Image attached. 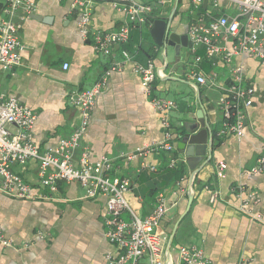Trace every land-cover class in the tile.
<instances>
[{
	"label": "crops",
	"instance_id": "1",
	"mask_svg": "<svg viewBox=\"0 0 264 264\" xmlns=\"http://www.w3.org/2000/svg\"><path fill=\"white\" fill-rule=\"evenodd\" d=\"M29 1L30 12L18 8L15 14V19L22 18L20 62L15 67L0 65V94L16 98L35 113L32 137L37 147L54 148L70 135L81 117L69 104L68 95L91 88L110 63L121 62V51L126 50L132 62L108 75L89 111L82 143L88 147L90 160L112 158L116 172L131 181L126 199L139 217L150 213L156 194L162 193L170 201L159 226L167 236L165 264H179L180 245L201 248L210 264H264V174H246L264 146V64L246 55L233 58V64L254 87L244 135L214 137L210 161L204 164L205 156L195 170L186 161L169 167L170 159H185L174 139L172 151L149 148L143 156L135 153L164 140L152 97L176 103L170 113L173 133L180 123L197 122L199 108L207 113L206 101L216 100V90L204 89L188 78L193 57L190 49L176 53L173 47L157 46L149 23L132 29L129 40L115 49L114 55L104 56L94 50L90 35L81 34L74 0ZM140 1L151 5L152 17L170 18L171 29L180 35L187 34L193 20L208 18V7L191 12L190 0ZM5 4L6 0H0V13ZM219 10L232 15L235 6L220 0ZM124 19L109 2L98 1L91 8L90 27L113 30ZM224 45L230 47V39ZM204 50L200 46L196 53L203 55ZM148 60L158 75L151 93L145 95L132 64L145 65ZM64 63H68L67 69H63ZM199 66L207 76L212 70L227 73L221 62L213 67L204 61ZM219 126L218 115L212 127ZM128 154L135 156L126 160ZM219 161L227 165L221 178L215 174ZM15 169L38 188L36 162H29L24 170ZM58 187L52 200H27L0 192V229L10 241L9 246L0 244V264H109L107 255H117V247L104 235L106 197L84 198V188L77 182L60 180ZM123 214L129 219L127 212ZM139 264H148L147 258Z\"/></svg>",
	"mask_w": 264,
	"mask_h": 264
},
{
	"label": "built area",
	"instance_id": "2",
	"mask_svg": "<svg viewBox=\"0 0 264 264\" xmlns=\"http://www.w3.org/2000/svg\"><path fill=\"white\" fill-rule=\"evenodd\" d=\"M98 1L109 2L124 15V21L117 28L107 31L91 29V8ZM229 1L235 6L232 15L219 10L220 0H190L191 12L206 5L208 18L205 21L202 18L193 20L188 26L187 35L191 43L189 49L193 57L186 74L198 86L218 92L216 100L206 101L211 127L216 125L218 115L220 116L219 128H211L214 137L222 138L225 134L232 133L240 138L244 135L254 87L245 80L241 69L233 64V58L246 55L264 64V0ZM72 5L80 12L78 27L81 34L90 35L94 50L104 56L114 55L113 51L129 40L132 29H141L151 24L152 20L151 5L140 0H74ZM18 8H23L28 13L32 9V3L29 0H6L0 13L2 66L15 67L20 62L21 44L18 33L22 18L15 19ZM229 39L231 46L226 47L224 42ZM200 46L205 49L203 55L196 53ZM121 55V62L110 63L91 88L76 90L68 95L69 104L78 110L81 118L70 135L61 138L54 148L40 150L34 143L32 128L36 115L33 111L16 98L0 94V192L27 200H52L58 194L60 180L77 182L84 188V198H94L98 194L106 197L104 235L118 249L116 256L107 255L109 264H139L143 257L147 258L148 264H165L167 236L159 231V226L169 209L170 201L162 193L156 194L150 213L139 217L129 207L125 196L132 189L130 179L116 172L112 158L90 160L88 147L82 143L95 96L112 71L132 62L126 50H122ZM204 61L213 67L221 62L227 73L212 70L207 76L199 66ZM67 67L68 63H64L63 69ZM132 69L140 77L145 95H149L158 75L153 62L148 60L145 65L134 62ZM150 102L159 114L164 140L151 147L138 149L135 154L139 156L145 155L149 148L157 151L175 149L171 141L173 134L170 113L177 107L176 103L156 96ZM209 104L213 107H209ZM135 154L125 155L126 160L132 159ZM31 161L37 165L38 188L26 182L15 169L18 166L24 170ZM182 161L185 159L172 158L169 160V167H175ZM226 166L222 161L217 163L216 177L225 175ZM246 174H264V146ZM214 198L215 194H212L210 201L213 202ZM124 212L128 213V220L123 219ZM0 244L10 245L1 229ZM177 259L179 264H210L203 250L196 246L180 245Z\"/></svg>",
	"mask_w": 264,
	"mask_h": 264
},
{
	"label": "water",
	"instance_id": "3",
	"mask_svg": "<svg viewBox=\"0 0 264 264\" xmlns=\"http://www.w3.org/2000/svg\"><path fill=\"white\" fill-rule=\"evenodd\" d=\"M149 33L157 46L173 47L176 53L180 49L191 46L186 33L180 35L173 32L170 18L152 17ZM166 65H164L163 70ZM198 98L201 101L200 95ZM196 117L197 122L180 123L178 130L175 133L172 132V139L176 140L177 149L183 151L185 161L192 170L196 169V166L201 163L205 156L204 164L210 161L214 142V134L210 128L206 109L200 107Z\"/></svg>",
	"mask_w": 264,
	"mask_h": 264
},
{
	"label": "rangeland",
	"instance_id": "4",
	"mask_svg": "<svg viewBox=\"0 0 264 264\" xmlns=\"http://www.w3.org/2000/svg\"><path fill=\"white\" fill-rule=\"evenodd\" d=\"M126 198L128 199V193H126ZM122 217L124 218V220H128V218L125 216V214L122 215Z\"/></svg>",
	"mask_w": 264,
	"mask_h": 264
}]
</instances>
